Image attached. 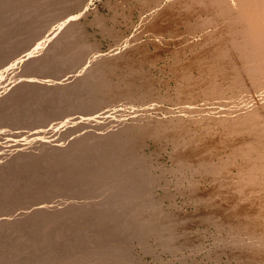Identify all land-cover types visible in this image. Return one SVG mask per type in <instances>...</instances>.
<instances>
[{"label": "bare ground", "instance_id": "obj_1", "mask_svg": "<svg viewBox=\"0 0 264 264\" xmlns=\"http://www.w3.org/2000/svg\"><path fill=\"white\" fill-rule=\"evenodd\" d=\"M49 1L29 0L25 6L22 5L24 7H20V0H0L1 66L5 67L13 62L14 55L21 51L22 33L26 32L29 36L27 40L33 43L38 32H43L45 28L47 31L52 19L60 16L61 20L65 15L58 16L56 12H52L50 7L52 8L53 3L48 4ZM68 1L75 4L77 12L81 14L86 11L85 7L90 0L58 2L65 8L69 5ZM112 1L109 4L110 11L115 13L117 9L127 5L133 14L136 13L138 28L135 27V22L131 23L135 27L133 30L136 29L135 34L132 30L134 35L129 40L126 39L128 35L120 38L114 29H103L102 22L106 17H95L96 25L101 27L103 33L113 37L116 53L112 48V54L99 53V56L97 53L100 51L93 53L96 48H93V52L90 48H83L82 55L91 62L84 61V65L89 63L80 70V76H84L70 82L75 75L72 78V72L66 73L67 78L63 76L59 84L56 81L53 89L48 88L52 95L49 101L46 99L47 95L44 96L49 85L37 81L41 78H36L38 74L35 77L37 80L31 81V85L37 88L39 99L43 100L46 109L42 108L44 106L39 107L45 110L47 117L50 116L57 96L66 97L68 104L76 102L73 105L77 107L81 103L77 96L86 88V81L93 85L91 84V89L82 100L85 111L94 104L112 105L123 100L132 102L134 106L131 105L138 109L134 111L133 108V111L139 114L136 117L133 115L134 118L131 116L132 120L128 124L122 120H127V116L122 121L115 120L111 126L98 124L97 129L85 137L81 138L77 134L76 140H72V145L66 146L67 148H58L50 145L51 143L40 144L35 140L30 143L18 140L3 150L6 153H1L4 155L0 157V216L2 223L3 219L6 223L0 226V264H134L135 261L129 262L128 253L123 248L124 241L129 235L134 236L133 233L136 235L134 238L143 242L146 237L148 240L155 239L154 242L173 255L180 251L183 253L182 249L186 248L197 253L203 248V241L195 228L202 224L212 227L216 232V236L213 235L217 246L213 259H219L223 254L230 264L232 261L233 264H264V0ZM93 12L95 11L91 9L87 13ZM23 13L28 14L24 16ZM95 13L98 16V12ZM25 20H28L27 29L22 22ZM70 24L71 22H66L58 30H54V33L51 31L53 37L50 40L49 33L42 38L51 43L49 48H45L44 41H41L42 55L35 56L40 50L35 46L28 53L30 56L22 59L24 62L21 59L17 63L14 61L15 68L19 71L20 64L26 63L24 69L32 73H47L49 76L55 72L66 60V56L61 54L62 48L58 51L57 47H60L62 41H72L71 36L77 33H73L74 27ZM80 29L83 30L82 25ZM82 30L77 33L78 42L82 39ZM74 48L77 49L76 43L70 49ZM161 61L171 63L167 70L171 72V77L168 76L171 83L155 78V72L163 73L161 70H164V66L161 68L158 65ZM67 66L68 64L65 68ZM144 67H147L146 71ZM20 80L15 87L11 90L8 88V92L0 96V119L17 111L18 114L11 121L14 126L20 124V94L26 97L24 113H30L33 104V93L28 90L34 87L29 85L25 91L26 85L20 87ZM161 90L164 94H159ZM125 106L129 107L127 104ZM92 110L93 108L89 109ZM151 110L162 111L164 117H153ZM133 111L131 109V113ZM86 124L85 122L84 126ZM39 126L38 122L37 127ZM148 139L163 141L169 146V158L174 166L169 171L176 176L174 187L178 192L187 193L186 198L194 202L192 212L184 213L183 209L182 213L180 206L173 207L175 210L167 213L157 203L158 200L153 199L150 194L153 187L149 189L153 179L149 174L152 167L148 166L151 160L144 159L141 153L144 151L141 148ZM14 149H17V153ZM203 181L207 182L205 188L201 187ZM72 184L76 189L72 188ZM165 184L160 185L165 188V192L160 188L164 194L160 202L163 198L170 197ZM82 186L91 188L87 199L97 206L96 212L93 209L95 216L92 219L86 213L88 204L80 210V215L75 203H68L71 201L67 196L69 194H65L64 201L60 200L59 206L64 207L66 202L71 205L66 210L64 208V212L57 209L60 212L57 213L56 210L57 214L53 213L51 207H45L48 205L25 212L30 200L34 202L42 195V198L45 196L49 199L46 190L50 188L56 191L73 189L68 190L69 193L78 197ZM183 201L182 204L185 202ZM91 205H88L90 209L94 204ZM37 219H44L46 222L43 221V225H40L41 222L38 223ZM178 229L182 233L177 236L175 232ZM69 241H74L75 247L82 246L84 249L88 245L86 247L81 242L94 243L95 252L90 254L92 257L82 252L75 258L73 256L78 252L73 256L71 251L66 252L70 246ZM180 259L182 258L178 260ZM170 263H165V260L162 262Z\"/></svg>", "mask_w": 264, "mask_h": 264}, {"label": "rangeland", "instance_id": "obj_2", "mask_svg": "<svg viewBox=\"0 0 264 264\" xmlns=\"http://www.w3.org/2000/svg\"><path fill=\"white\" fill-rule=\"evenodd\" d=\"M59 0H50L49 2H48V4H50V2L51 3H53V5H51L52 6V8L50 7V5H48L49 7H50V9L51 10H53L52 12H56L57 14H58V16L61 14V16H63V14H65L63 17H61V20L59 19L60 18V16H59V18L58 17H56V18H54V19H52V22L49 24V27H48V29H47V31L44 29V31L46 32H38L37 34H36V37L37 38H34V42L31 44L27 39H28V37L29 36H27V33L26 32H24V33H22L21 34V45H20V52H18V53H16L15 55H14V57L12 58V61L13 62H11V60H10V64L8 65V64H6V66L5 67H3V65L1 66L0 65V93H1V95L0 96H2L3 94H5L6 92H8V88H9V90H11L13 87H15L18 83H19V80H20V87H25V85H26V88L24 89L25 91H27V88H29V85H31V83L33 84V82H31V81H34L35 82V80H37L38 79V77H41L40 78V80L38 79L37 81H39V82H41V83H45V84H47V85H49V86H47V90H46V94H45V92H44V94H42V95H44L45 97H46V95H47V98L46 99H48L47 101H49L50 99H51V91H49V89L48 88H51V89H53V87H55V84H56V81L58 80V82H57V84H59L60 83V79H63V76L65 77L66 76V73H68V72H72L71 74H70V76H72V78H73V76L75 75V77L73 78V79H71V81L70 82H72V80H74V79H76V78H81V77H83L84 75H81L80 76V74H81V72H80V70H82L86 65L88 66L89 65V63H91V62H89L90 61V59H87V58H85V56L84 55H82V50H83V48H85V49H89L90 51H91V49H92V52H93V50L95 49L96 50V52H95V50H94V52L93 53H97V51H100V52H98L97 54L100 56L101 54H99V53H102V55L103 54H109V53H113L114 51L113 50H115V41H114V39H113V37L112 36H109V35H107V34H105V33H103V30L101 29V27L97 24L96 25V22H95V17L97 18V17H99V18H102V16L103 17H106V18H103V20L105 21H103L102 23L104 24V26H103V29L104 28H111L112 30L114 29V31L116 32L115 34H118L119 36H120V38H123L124 36L126 37L127 35V37H126V39L127 40H129L134 34H135V30H133L135 27L136 28H138V26H137V17H136V13L135 14H133V12L132 11H130L129 10V8H128V6L127 5H124L123 7H121V9L119 8V9H117V11H115V13H114V11H110L111 9H109V4L110 3H112L113 1L112 0H84V1H89L88 3H87V6L85 7V12L84 11H82V13L80 14L79 12H77V7H76V5L75 4H73V3H70V1H68V3L67 4H69V5H67L65 8H63L62 6H61V4H60V2H58ZM108 1V2H107ZM109 1H111V2H109ZM27 2H29V0H20V7L22 6V5H26L25 3H27ZM104 2V3H103ZM107 2V3H106ZM72 4V5H71ZM94 5V6H93ZM24 6H22V7H24ZM72 6V7H71ZM107 6H108V8H107ZM83 7V6H82ZM59 8V9H58ZM69 8V9H68ZM55 9H57V10H55ZM91 9H92V11L94 10L95 12H98V16H96L95 14V12H93L92 14L90 13H87V12H89V11H91ZM55 10V11H54ZM59 10V11H58ZM89 10V11H88ZM77 13H78V16H77ZM85 13V14H84ZM26 14H28V13H23V15L24 16H26ZM87 14V15H86ZM94 14V15H93ZM115 14V15H114ZM86 15V16H85ZM92 15V16H91ZM102 15V16H101ZM111 15H114V16H111ZM133 15V16H132ZM135 15V16H134ZM76 16H77V18H76ZM84 16H85V18H84ZM115 16H116V18H115ZM128 16H130V18L128 17ZM110 17H112V18H114L113 20H114V23H113V20H111V18ZM75 18V19H74ZM123 18V19H122ZM135 18V19H134ZM58 19L60 20V21H58ZM63 19V20H62ZM93 19V20H92ZM109 19V20H108ZM129 19V20H128ZM69 20H73V21H69ZM75 20V21H74ZM89 20H91V21H89ZM120 20V21H119ZM28 21V20H27ZM26 20L25 21H22V22H24V24L23 25H25L24 27L26 28V26H27V28H29L28 27V22H27ZM93 21V22H92ZM101 21H102V19H101ZM111 21V22H110ZM115 21H117L116 23H115ZM132 21H133V24H135L136 26L135 27H132ZM58 22V23H57ZM68 23V22H71V26L72 27H74L73 28V33L74 32H76L77 31V33L79 34V32L78 31H81L82 29H80V27H81V25H82V28H83V30H82V32H84V33H80V34H82V39H80L79 40V42L81 43V41H82V44H79V42H78V34L77 33H74L75 35H72L71 37V39H72V41H62V43H61V45H60V47H57V50L59 51L61 48V50L60 51H62L61 52V54H63V55H65L66 56V60H65V62L64 63H62V65H59L58 67H57V69H56V71L55 72H53V73H51V74H49V76H48V74L47 73H43V75H39V73H35V72H31V71H28V70H25L26 69V63H25V65L23 64H20V70L18 71V69L17 68H15L16 66L14 65V61L17 63V61L19 60V59H21V61H23V60H25V58L27 57V56H30L28 53L30 52V51H32L33 50V48H35V46H38L39 47V51L37 52V53H35V56L37 57V55L39 56V55H42V50H43V48H41L42 47V42L44 41V39H42V38H44V37H46V35L48 34V36L50 35V37L48 38L49 40L53 37V33L56 31V30H58V28L60 27V25H63V24H65V23ZM74 22H76V23H74ZM87 22V23H86ZM107 22V23H106ZM110 22V23H109ZM126 22V23H125ZM135 22V23H134ZM73 23V24H72ZM89 23V24H88ZM92 23V24H91ZM95 25H94V24ZM109 23V24H108ZM112 23V24H111ZM79 24V25H78ZM84 25V26H83ZM106 25V26H105ZM109 25V26H108ZM53 26V27H52ZM51 27V29H49ZM55 27V28H54ZM78 27H79V29H78ZM130 27H132V28H130V30H129V28ZM26 28V29H27ZM91 28V29H90ZM101 29V30H100ZM55 30V31H54ZM134 31V34H133V31ZM49 31V32H48ZM51 31L53 32V33H51ZM121 31V32H120ZM132 31V32H131ZM52 35H51V34ZM129 33H131V35H129ZM101 34V35H100ZM121 34V35H120ZM123 34V35H122ZM83 35H86V36H83ZM43 36V37H42ZM47 36V37H48ZM76 38H75V37ZM26 37V38H25ZM124 37V38H125ZM23 38V39H22ZM41 38V39H40ZM75 38V39H74ZM83 38H85L84 40H83ZM88 38V39H87ZM47 39V38H46ZM45 39V40H46ZM87 39V40H86ZM112 39V40H111ZM49 40H46V41H44V45L43 46H46L45 48H49L50 47V44L51 43H49ZM42 41V42H41ZM75 41V42H74ZM78 42V43H77ZM91 42H92V44H91ZM27 43V44H26ZM31 44V46H30V44ZM65 43H67V44H65ZM76 43V48L77 49H70L71 47H72V44L74 45ZM24 46H23V45ZM81 45V46H78V45ZM96 44V45H95ZM62 45H64V46H62ZM67 45V46H66ZM71 46V47H70ZM83 46H86V47H83ZM88 46V47H87ZM24 49H23V48ZM30 47V48H29ZM94 48V49H93ZM112 48H114L113 50H112ZM29 49V50H28ZM65 49V50H64ZM98 49V50H97ZM108 49H110V50H108ZM28 50V51H27ZM66 52V54H65V52ZM68 51V52H67ZM70 51V52H69ZM75 51V52H74ZM80 51V52H79ZM116 51L117 50H115V53H116ZM22 52V53H21ZM73 53V54H72ZM81 55H80V54ZM59 54H60V52H59ZM18 55L19 56H21V57H18ZM15 56H16V58H15ZM110 56V55H109ZM165 56V55H164ZM23 57V58H22ZM41 57V56H40ZM40 57H38V58H40ZM15 58V59H14ZM72 58V59H71ZM23 59V60H22ZM85 59H87V60H85ZM68 60V61H67ZM81 60V61H80ZM89 60V61H88ZM20 61V62H21ZM84 61H87V62H89V63H85V65H84ZM24 62V61H23ZM22 62V63H23ZM79 62V63H78ZM9 63V62H8ZM12 63H13V65H12ZM15 63V64H16ZM161 63V64H160ZM158 65L162 68L163 66V69L164 70H161V72H163L162 74L158 71V72H155L154 74L155 75H157V76H155V78H157V80L158 81H162V82H164V83H166V82H169V83H171V81L169 80V77H171V72L170 71H167L168 69H169V64L171 65V63H167L166 61L165 62H160ZM166 63V64H165ZM68 64V68H65L66 67V65ZM77 64H79L80 66L78 67L77 66ZM83 64V65H82ZM165 64V65H164ZM65 65V66H64ZM12 66H13V68H12ZM63 66V67H62ZM86 66V67H87ZM167 66V67H166ZM23 67V68H22ZM63 69H62V68ZM8 68H10V70L8 69ZM12 68V69H11ZM25 68V69H24ZM61 68V69H60ZM147 67H144V70L146 71L147 69H146ZM24 69V70H23ZM3 70V71H2ZM8 70V71H7ZM72 70V71H71ZM164 71H165V73H164ZM12 72V73H11ZM169 72H170V74H169ZM13 73H16V74H13ZM32 74L31 76H29L30 74ZM78 73V74H77ZM156 73H158V74H156ZM39 76H38V75ZM82 74H84V72H82ZM10 75V76H9ZM11 75H13V76H11ZM19 75V76H18ZM23 75V76H22ZM26 75V76H25ZM27 75L29 76V77H27ZM36 75H37V77H36ZM53 75H55V76H53ZM160 75V76H159ZM163 77H162V76ZM3 76V77H2ZM15 76H17V78L15 77ZM22 76V77H21ZM25 76V77H24ZM169 76V77H168ZM5 77H7V78H5ZM14 77V78H13ZM32 77V78H31ZM37 79H36V78ZM45 77V78H44ZM51 77V78H50ZM5 78V79H4ZM9 78V79H8ZM23 78V79H22ZM28 79V80H26V79ZM65 78H67V77H65ZM64 78V79H65ZM70 78V77H69ZM163 78V79H162ZM34 79V80H33ZM51 79V80H50ZM25 80V81H24ZM47 80V81H46ZM51 82H50V81ZM53 81V82H52ZM69 81V80H68ZM6 82H8V85L6 84ZM11 82H13V83H11ZM17 82V83H16ZM22 82H24V83H22ZM69 82V83H70ZM28 83V84H27ZM6 84V85H5ZM12 84V85H11ZM92 83L91 82H89V81H86V88H84L83 90H81L80 92L82 93H80V95H82V96H80V95H78L77 97V100L79 101V102H81V103H78L79 105L76 107V106H74L75 104H76V102H73V101H71L69 104H68V102L66 101V97H62V96H57V97H55V98H57V99H54V101H53V104H52V107H51V112H50V116L48 115V117L47 116H45V110L44 109H46V107H45V104L44 103H42V101L39 99V95H38V93H37V88H35V86L34 85H31L30 87H34L33 89H29L28 90V92H30V91H32V93H33V95H32V93H31V95H32V97H33V100H32V102L31 103H33V104H31V112L30 113H24L23 112V110H24V108H25V106L24 105H26V99H24V98H26V97H24V96H22L21 94H20V97H21V99H20V121H19V123L20 124H18V125H13L12 124V120L14 119V117L13 116H15V115H17L18 113H17V111H15V112H13L12 111V113H10L8 116H6L5 118H3L2 120L0 119V148H2V150L0 149V157H3V155L6 153L5 151H3V150H5V148L8 146V147H10L12 144L14 145V142L15 141H18V140H20V141H25V142H32L33 140H35L36 141V143H40V144H50V145H53V146H57L58 148L59 147H61V148H67V147H69V146H71L72 145V140H76V137H78V136H76L77 134L78 135H81V138L82 137H85L86 136V134H89L90 132H94V129H97V125L99 124L100 126H103V125H106V126H111V124H113L114 122H116L115 120H117V122L118 121H120L124 116L126 117L127 116V120H125L126 118H123L122 120L126 123V124H128V123H130V121L132 120L131 119V116L133 117V115H134V117H136L139 113H135L134 111L135 110H137L138 111V109H136V106H135V108L133 107L134 106V104H132V102H130V103H127L126 101H124L123 102V100H121V101H119L120 103H118V102H115L114 104H112V105H108L107 103H105V104H101V105H97V104H94V105H91L89 108H88V111H85L84 110V106H83V98H84V96H85V93H87V92H89V90L91 89V87H92V85H91ZM10 85V86H9ZM23 85V86H22ZM51 85V86H50ZM6 86H8L7 88H6ZM28 86V87H27ZM7 89V90H6ZM2 90H4V92H2ZM35 94V95H34ZM159 94H164V91H160L159 92ZM42 97V96H41ZM38 100H39V102H40V105H39V102H38ZM63 100H65V101H63ZM59 101V102H58ZM61 101V102H60ZM77 101V102H78ZM38 103V104H37ZM72 103V104H71ZM74 104V105H73ZM82 104V105H81ZM129 105V107L128 108H126V106L125 105ZM133 106H132V105ZM35 105V106H34ZM36 105H38V106H36ZM68 105H70L69 107H68ZM103 105H104V107H103ZM108 105V106H107ZM116 105H118V106H116ZM120 105V106H119ZM136 105V104H135ZM33 106V107H32ZM39 106H44V107H42V108H44V109H40L41 107H39ZM65 106V107H64ZM74 106V107H73ZM81 106V107H80ZM100 106V107H99ZM116 106V107H115ZM124 106V107H123ZM35 107V108H34ZM68 107V108H67ZM79 107V108H78ZM94 107H96V108H94ZM39 108V109H38ZM55 108V109H54ZM72 108V109H71ZM92 109L93 108V110L95 111H89V109ZM133 108H134V111H133ZM63 109V110H62ZM66 109V110H65ZM96 109H98V110H96ZM110 109V110H109ZM127 109V110H126ZM131 109H132V111H133V113H135V114H133V113H131ZM1 110H3V109H1ZM41 110H43V112H41ZM69 110V111H68ZM115 110V111H114ZM124 110H125V112H124ZM36 113H35V112ZM39 111V112H38ZM68 111V112H67ZM122 111H123V113H122ZM130 111V112H129ZM152 111V110H151ZM154 111H156V110H154ZM52 113V114H51ZM109 113V114H108ZM112 113V114H111ZM122 113V114H121ZM125 113V114H124ZM162 113V114H161ZM94 114V115H93ZM101 114V115H100ZM116 114H119V115H116ZM152 114H153V117H159V118H163L164 116H162V115H164V113L162 112V111H157V112H153L152 111ZM157 114V115H156ZM91 115V116H90ZM156 115V116H155ZM23 116V117H22ZM28 116H30V117H28ZM33 116H35L34 118H33ZM103 116V117H102ZM106 117V119H103V118H105ZM162 116V117H161ZM9 117H11V118H9ZM47 117V118H46ZM50 117V118H49ZM53 117V118H52ZM89 117V118H88ZM100 117H102V118H99ZM113 117H115V118H113ZM121 117V118H120ZM133 117V118H134ZM24 118V120H21V119H23ZM98 118V119H97ZM120 118V119H119ZM130 118V119H129ZM9 119V120H8ZM35 121H34V120ZM49 119H50V121H49ZM111 119V120H110ZM44 120V121H43ZM99 120V121H98ZM121 120V121H122ZM141 120V119H140ZM5 121V122H4ZM10 121V122H9ZM12 121V122H11ZM48 121H49V123H48ZM96 121V122H95ZM24 122V123H23ZM29 122H30V124H29ZM38 122H39V128L37 127V124H38ZM85 122L87 123L85 126H84V124H85ZM21 123H23L22 125H21ZM54 123V124H53ZM75 123V124H74ZM91 123V124H90ZM2 124H4V125H2ZM10 124H11V126H10ZM28 124H29V126H28ZM35 124V125H34ZM76 124H79V125H76ZM82 124V125H81ZM109 124V125H108ZM13 125V126H12ZM32 125H33V127H32ZM93 125H95V127L93 126ZM5 126V127H4ZM7 126V127H6ZM9 126H10V128H9ZM18 126V127H17ZM79 126H81V128H79ZM4 127V128H3ZM15 127V129H13ZM37 127V128H36ZM94 127V128H93ZM12 128V129H11ZM26 128V129H25ZM85 128V129H84ZM86 128H88V129H92V130H87ZM3 129V130H2ZM11 129V130H10ZM19 129V130H18ZM7 130V131H6ZM14 130V131H13ZM47 130V131H46ZM10 131H13V133L12 132H10ZM24 131V132H23ZM83 133H82V132ZM86 131V132H85ZM97 130H95V132H96ZM9 132H10V134H9ZM16 132V133H15ZM51 132V133H50ZM54 132V133H53ZM63 132H65V133H63ZM68 132V133H67ZM77 132V133H76ZM8 133V134H7ZM15 133V135H13ZM35 134V135H34ZM64 134V135H63ZM9 135V136H8ZM10 135H12V136H10ZM24 135V136H23ZM27 135V136H26ZM34 135V136H33ZM49 135V136H48ZM84 135V136H83ZM74 136V137H73ZM4 137V138H3ZM10 137H12V138H10ZM26 137V138H25ZM62 137H64V138H62ZM68 137V138H67ZM80 137V136H79ZM2 139H3V141H2ZM30 139V140H29ZM56 139V140H55ZM66 139V140H65ZM50 141V142H47V141ZM149 140V141H148ZM148 140H146L145 141V143H144V145L145 146H143L142 148H141V151H143V152H141L142 153V157L144 158V159H146V160H151V162H149L148 163V166H149V168H151L152 167V170L151 171H149V174H150V177L151 178H153L152 179V182H151V184H150V187H149V189H151L152 187V190H150V194H152V197H153V199L155 200H158L157 201V203L159 204V205H161L160 207H163L162 209L165 211V212H169L170 213V210L172 211H174L175 210V208L176 207H178V208H180V206H181V208L179 209V210H182V213H183V211H184V213H190V212H192L193 211V209H194V202L192 201V200H190V199H188V197L186 198V195H188L187 193H185V192H178L177 191V189L174 187V182H175V179H176V176H174L175 175V173H173V175H171L172 174V172H170L171 171V167H172V169H173V167L174 166H172L173 164H172V162H171V159L169 158V154H170V148H169V146L167 145V144H165L163 141H159V142H156V141H150V139H148ZM2 141V142H1ZM5 141V142H4ZM9 141H11V142H9ZM44 141V142H43ZM51 141H53V142H51ZM60 142H61V144H60ZM10 143V144H9ZM53 143V144H52ZM67 143V144H66ZM153 143V144H152ZM159 143V144H158ZM155 144H157V145H155ZM3 145V146H2ZM67 146V147H66ZM148 146V147H147ZM162 146H163V148H162ZM168 146V147H167ZM144 147H146V148H144ZM159 147V148H158ZM161 147V148H160ZM163 149V150H162ZM15 151L14 152H16L17 151V149H14ZM159 150H161V151H159ZM151 151V152H150ZM168 152V153H167ZM1 153H4V154H2L1 155ZM17 153V152H16ZM139 155L141 156V153H140V150H139ZM144 154V155H143ZM149 157H148V156ZM145 156H146V158H145ZM158 164H157V163ZM156 163V164H155ZM150 164H152V165H150ZM0 165H1V159H0ZM160 166V168H158ZM161 166H162V168H161ZM155 167H157L158 169H155ZM166 168V169H165ZM170 168V169H169ZM168 169V170H167ZM158 170H159V172H158ZM170 170V171H169ZM153 172V174H151ZM165 175H167V176H165ZM153 176H155V177H153ZM174 176V177H173ZM169 177V178H168ZM155 178V179H154ZM163 178V180H165L166 182H167V184H165L166 182L165 181H163V180H161ZM167 178V179H166ZM158 179H160V181L158 180ZM171 179V180H170ZM158 182H157V181ZM168 180V181H167ZM155 181V182H154ZM163 183H162V182ZM169 181H171V184H170V182ZM204 183H206V184H204V183H202V185H201V187L202 188H205L206 186H207V182H205V181H203ZM152 183H154L153 185H152ZM158 185H157V184ZM169 183V184H168ZM162 184H165V185H167V187L168 188H166V189H169V190H167L166 192H167V195L169 194V198L168 199H165V198H163V199H165V200H163L162 199V201L160 202V200H161V196L162 195H164L163 193H162V190H160V188H162V189H164V191L163 192H165V188H164V185L163 186H160V185H162ZM173 184V185H172ZM71 187V186H70ZM159 187V188H158ZM72 188H75L74 187V185L72 184ZM81 187H79V189H80ZM82 188L83 189H81L82 191V193L84 194H82L81 192H80V195H78V197L76 196V197H74V195L72 194V193H69V191L71 190H73V189H70L69 190V188L68 189H66L67 191H65V190H55L54 188H50V189H48V191L46 190V192L48 193V194H46V196L49 198V199H47V198H45V196L42 198V196L40 197V199L39 198H37V199H35L34 200V202H31V201H33V200H30V202H28V206H27V209H25V212H28L31 208L33 209V208H37V207H40V206H43V205H48V206H45V207H51V210H52V212L53 213H56V210L58 209V210H60V211H65L66 210V207H68L70 204H67V202H66V204L64 205V207H62V206H59V204H60V200L61 201H64V198H66V195L65 194H69V195H67V196H69L70 198H68V199H70L71 201H68V203H75V206L79 209L78 211H79V214H80V212L82 211L81 209H84L85 207H86V205L85 204H94V206H93V208L92 209H90L91 207L89 206L88 207V205H87V210H86V213L88 214V215H90V218L89 219H92L93 218V216H95V215H93V214H95L94 213V210L96 209L95 207H97L96 205H95V203H93V202H90V201H88V197H89V195H90V193H91V188L90 187H87V186H82ZM86 188V189H85ZM52 189V190H51ZM76 189V188H75ZM78 189V188H77ZM85 189V190H84ZM50 190V191H49ZM69 190V191H68ZM84 190V191H83ZM86 190H87V192H86ZM156 190V191H155ZM60 191V192H59ZM176 191H177V193H176ZM51 192V193H50ZM62 192V194H60ZM66 192V193H65ZM155 192V193H154ZM169 192V193H168ZM171 192H172V194H171ZM87 193V194H86ZM180 193H184L183 195H181ZM58 194V195H57ZM86 194V195H85ZM171 194V195H170ZM176 194H180L179 196L178 195H176ZM56 195V197L54 198V196ZM73 195V196H72ZM88 195V196H87ZM172 195H176V197H174L175 198V200H174V198H171L172 197ZM64 196V197H63ZM83 196V198H81ZM183 196H184V198H183ZM50 197H51V199H50ZM72 197V198H71ZM155 197V198H154ZM160 197V198H159ZM43 200H45V199H47V200H45V201H43ZM52 198H53V200H52ZM76 198H77V200H76ZM171 198V199H170ZM56 199V200H55ZM75 201H74V200ZM183 199H184V201H183ZM185 199H187V201H189V203L190 204H188V202L185 200ZM38 200V201H37ZM59 200V201H58ZM87 200V201H86ZM166 200H168V202L166 201ZM172 200V201H171ZM43 201V202H42ZM48 201H50L49 203H48ZM74 201V202H73ZM80 201V202H79ZM82 201H83V203H82ZM175 201V203H176V205H175V203H173ZM180 201V202H179ZM182 201L184 202L183 204H182ZM170 202V203H169ZM187 202V203H186ZM33 203H37V205L36 204H33ZM79 203V204H78ZM162 203V204H161ZM181 203V204H180ZM192 203H193V205H192ZM30 204V205H29ZM39 204V205H38ZM172 206H170V205ZM173 204V205H172ZM179 204V205H178ZM67 205V206H66ZM80 205V206H79ZM81 205H82V207H81ZM85 205V206H84ZM91 205V206H92ZM168 205H169V207H168ZM175 205V206H174ZM71 206V205H70ZM186 206V207H185ZM54 207V208H53ZM61 207V208H60ZM80 207V208H79ZM168 207V208H167ZM173 207H175V208H173ZM64 208H65V210H64ZM63 209V210H62ZM68 209V208H67ZM94 209V210H93ZM166 209V210H165ZM184 209V210H183ZM58 210H57V213H59L58 212ZM81 210V211H80ZM169 210V211H168ZM172 211V212H173ZM89 212H90V214H89ZM91 212H92V214H91ZM95 212H96V210H95ZM56 213V214H57ZM81 215V214H80ZM87 215V216H88ZM89 217V216H88ZM84 219H87V217L85 218V216L83 217ZM82 218V219H83ZM40 220V221H39ZM119 220V219H118ZM117 220V221H118ZM37 221H38V223H40V225H43L42 223H43V221L44 222H46L44 219H37ZM6 223V220H4L3 219V223H2V219H1V216H0V226L2 227V224H5ZM45 224V223H44ZM201 232H200V231ZM205 230V231H204ZM195 231L198 233L199 232V235H200V238H201V241H203V243L205 244H203L202 242V246H203V248L200 250V251H198L196 254L195 253H192V252H190V251H188L187 250V248L184 250V249H182V251H183V253L180 251V252H178V253H180L179 255H178V253L177 254H172V253H170L169 251H165V250H163L161 247H160V244H158L156 241L154 242V240H153V238H149V240L147 239V237L144 239L145 241L143 242V240H139V238H134L136 235H135V233H133L134 234V236H130L129 235V239L127 238V240H125L124 241V246H123V248L125 249V252H126V254L128 253V256H129V262H131V263H134V261H135V263L136 264H158L159 262L162 264V262L164 263V260H165V263H170V261L171 262H173L172 264H181V260H182V264H190V263H192L193 262V264H196V263H198V264H230L229 262H227L228 260L226 259V257H225V255H220L221 257H219V259H213V257H214V251L216 250V244H215V239H214V236H216V232H215V229H213L212 227H208V226H206L205 227V225H199L198 227H196L195 228ZM215 233H214V232ZM122 233V232H121ZM176 235L178 236V233H182L181 232V229L179 230H177L176 232ZM201 233V234H200ZM208 233V234H207ZM214 233V234H213ZM179 234V235H180ZM122 235H124L123 233H122ZM214 235V236H213ZM201 236H203V237H201ZM132 237L134 238V239H132ZM132 239V240H131ZM130 242H129V241ZM213 240V241H212ZM147 241V242H146ZM140 242V243H139ZM85 241H83V242H81V244H83V245H86V247H87V245H88V248H86V249H84L82 246V248L79 246L78 248L77 247H75V243H74V241H69V243H68V246L70 247H68V246H66V247H68V249H66V252H68V253H71V255L73 256L74 255V253L76 254L77 252V254L76 255H74L73 257H79L81 254H82V252L84 253V252H86L87 254H93V252H95V248H94V246H95V244L94 243H85ZM142 243V244H141ZM144 243V244H143ZM212 243V244H211ZM214 244V246H212ZM158 246V247H157ZM211 246V247H210ZM72 247V248H71ZM92 247V249H90ZM206 247V248H205ZM75 248H77V249H75ZM81 248V249H80ZM214 248V249H213ZM209 249H211V250H209ZM69 250V251H68ZM89 250V251H88ZM91 250V251H90ZM93 250V251H92ZM163 250V251H162ZM71 251V252H70ZM202 251H203V253H202ZM206 251H209L208 253L210 254H208V253H206ZM90 252V253H89ZM149 252V253H148ZM188 253L189 254H191L192 253V255H188ZM175 255H176V257H175ZM187 255V256H186ZM91 256V255H90ZM90 256H88L89 257V259H90ZM182 256V257H181ZM183 256H185V257H183ZM206 256V257H205ZM92 257V256H91ZM205 257V258H204ZM138 258V259H137ZM179 258H182V259H180V261L178 260ZM185 258V259H184ZM209 258V259H208ZM221 258V259H220ZM168 259V260H167ZM206 259H208V260H206ZM162 260V261H161ZM168 262H167V261ZM170 260V261H169ZM193 260V261H192ZM202 260V261H201ZM218 260V261H217ZM220 260V261H219ZM91 261V260H90ZM138 261V262H137ZM215 261H217V262H215ZM204 262V263H203ZM134 263V264H135ZM159 263V264H160ZM58 264H64L63 262H58ZM171 264V263H170ZM231 264H233V261H232V263Z\"/></svg>", "mask_w": 264, "mask_h": 264}]
</instances>
